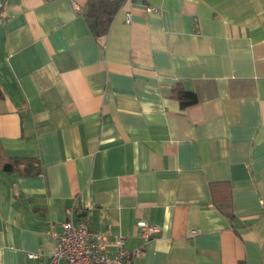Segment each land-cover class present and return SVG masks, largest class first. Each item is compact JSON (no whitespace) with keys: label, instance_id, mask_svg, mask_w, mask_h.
Listing matches in <instances>:
<instances>
[{"label":"crops","instance_id":"1","mask_svg":"<svg viewBox=\"0 0 264 264\" xmlns=\"http://www.w3.org/2000/svg\"><path fill=\"white\" fill-rule=\"evenodd\" d=\"M85 2L0 0V143L42 168L0 171V264L51 252L69 210L142 246L122 264H264V0H126L100 37Z\"/></svg>","mask_w":264,"mask_h":264},{"label":"built area","instance_id":"2","mask_svg":"<svg viewBox=\"0 0 264 264\" xmlns=\"http://www.w3.org/2000/svg\"><path fill=\"white\" fill-rule=\"evenodd\" d=\"M259 209L264 219V198L259 199ZM137 226L145 239L159 231L157 225L144 219L138 220ZM50 228L54 238L53 250L49 253L40 250L27 252V258L33 261L31 264H122L134 261L142 251V246L125 248L121 235L110 238L105 233L88 228L85 223L76 220L72 210L61 222V231L53 230L54 225Z\"/></svg>","mask_w":264,"mask_h":264},{"label":"trees","instance_id":"3","mask_svg":"<svg viewBox=\"0 0 264 264\" xmlns=\"http://www.w3.org/2000/svg\"><path fill=\"white\" fill-rule=\"evenodd\" d=\"M124 1L125 0H86L81 12L95 37H100L107 33L113 15ZM180 93L186 97L185 101H180L181 107L196 100L195 92L193 90L184 89L181 82L171 86L170 96L178 97ZM0 171L8 174L16 173L21 176H36L42 174V168L36 157L8 155L4 151L1 143ZM210 188L212 190L214 204L221 207L226 215H230L229 182L226 180L213 181L210 183Z\"/></svg>","mask_w":264,"mask_h":264}]
</instances>
